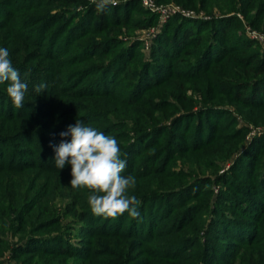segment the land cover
I'll list each match as a JSON object with an SVG mask.
<instances>
[{"label":"trees","instance_id":"16d2710c","mask_svg":"<svg viewBox=\"0 0 264 264\" xmlns=\"http://www.w3.org/2000/svg\"><path fill=\"white\" fill-rule=\"evenodd\" d=\"M156 1L197 16L168 17L145 55L131 30L158 16L139 0L103 12L90 0H0V48L28 86L17 109L0 84V257L264 264V131L246 139L248 124L264 125V46L237 32L246 21L264 34V0ZM236 115L247 125L229 133ZM77 119L117 139L138 218L93 215L91 190H73L70 164L56 168L50 141Z\"/></svg>","mask_w":264,"mask_h":264},{"label":"clouds","instance_id":"9594fccd","mask_svg":"<svg viewBox=\"0 0 264 264\" xmlns=\"http://www.w3.org/2000/svg\"><path fill=\"white\" fill-rule=\"evenodd\" d=\"M90 3L98 12H103L113 0H90ZM4 83H7L6 92L12 105L17 109L24 107L27 83L13 67L8 49L0 48V84ZM45 88L46 85L41 83L35 91L40 94ZM59 136L62 139L58 144L50 141L55 166L59 170L69 164L72 166L69 184L73 190L81 187L91 190L87 201L92 214L107 218L127 212L132 218H138L140 200L128 193V189L135 186L136 179L132 175H121L127 163L120 158L122 153L117 139L79 119L75 124H69ZM68 137L70 139H66Z\"/></svg>","mask_w":264,"mask_h":264},{"label":"rangeland","instance_id":"374dc122","mask_svg":"<svg viewBox=\"0 0 264 264\" xmlns=\"http://www.w3.org/2000/svg\"><path fill=\"white\" fill-rule=\"evenodd\" d=\"M119 2V1H118ZM117 0H113V4H117L118 3ZM161 5H166L168 3H160ZM146 14L145 12H137L135 13L134 16H138V17H144ZM157 23H158V19H157ZM248 30H252V31H255L256 33H261L263 34V32L259 29H254V28H250L247 24V22L245 21V25L244 27L240 28L237 30L238 33H244L245 35H247L249 37V33L251 34V32L247 31ZM150 29L146 30V29H134V30H131V33L134 34L136 37H140L141 39H148L150 35ZM260 44V43H259ZM258 44V45H259ZM260 47L263 46V45H259ZM141 50H143V53L146 55L148 53V49H146V43H143V45L141 46ZM262 49V48H260ZM229 116H225V119H228ZM229 129H228V132L230 133L235 127H239V126H245L247 125L246 121L244 120V117L241 116V115H236L235 116V119H231L229 120ZM251 132L250 134L247 135L246 139L248 140L252 135L256 134V133H261L264 131V125H259L257 127H254V126H251L250 124H248ZM229 165L228 163L226 164H223V166L217 168V173L221 172V171H228V168H229ZM179 168L181 167V163L179 162L178 165H177ZM185 169V168H184ZM212 176V179H211V182L209 183V185H211V188H213L214 192H217L218 191V188L216 187L215 185V182H214V178L216 176V174L214 175H211ZM239 177V176H238ZM240 180L242 181H246L247 179L245 178V176L243 177H239ZM221 185V184H220ZM199 216L201 217V227L206 229V224L209 222V219L211 218L212 214L210 215L207 211H201L200 213H198ZM17 241V237L15 236H11L9 235V238H8V242L9 244H13L14 242ZM12 263L13 264V261H11L10 259V256H9V252L8 251H5L4 252V255L2 257H0V264H10Z\"/></svg>","mask_w":264,"mask_h":264},{"label":"built area","instance_id":"2783aa9c","mask_svg":"<svg viewBox=\"0 0 264 264\" xmlns=\"http://www.w3.org/2000/svg\"><path fill=\"white\" fill-rule=\"evenodd\" d=\"M139 1L145 9L156 13L158 16V25L156 28H151L150 30L151 34L154 33V31H157L160 25H162L167 20L168 17L174 14H181V15L188 16V17L197 16L192 11L183 10L179 6L174 5L172 3L161 5L160 3H157L156 0H139ZM247 31L251 32V34L249 33L250 38L258 40L264 46V34H261V33L258 34L255 31L248 30V29ZM149 41L150 39H147L145 41L146 49H148Z\"/></svg>","mask_w":264,"mask_h":264}]
</instances>
